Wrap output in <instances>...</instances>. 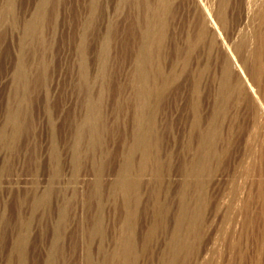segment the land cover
<instances>
[{
  "label": "rangeland",
  "instance_id": "obj_1",
  "mask_svg": "<svg viewBox=\"0 0 264 264\" xmlns=\"http://www.w3.org/2000/svg\"><path fill=\"white\" fill-rule=\"evenodd\" d=\"M0 264H264V0H0Z\"/></svg>",
  "mask_w": 264,
  "mask_h": 264
}]
</instances>
